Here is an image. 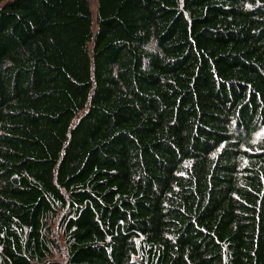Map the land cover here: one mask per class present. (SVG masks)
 <instances>
[{
    "label": "trees",
    "instance_id": "obj_1",
    "mask_svg": "<svg viewBox=\"0 0 264 264\" xmlns=\"http://www.w3.org/2000/svg\"><path fill=\"white\" fill-rule=\"evenodd\" d=\"M0 264H264V0H0Z\"/></svg>",
    "mask_w": 264,
    "mask_h": 264
},
{
    "label": "bare ground",
    "instance_id": "obj_2",
    "mask_svg": "<svg viewBox=\"0 0 264 264\" xmlns=\"http://www.w3.org/2000/svg\"><path fill=\"white\" fill-rule=\"evenodd\" d=\"M255 138V137H254ZM258 139V138H257ZM249 142V141H248ZM254 142V141H253ZM245 146V145H244Z\"/></svg>",
    "mask_w": 264,
    "mask_h": 264
}]
</instances>
